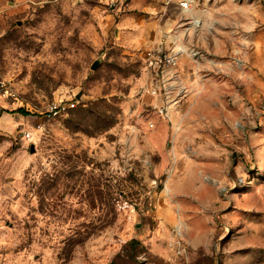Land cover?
I'll list each match as a JSON object with an SVG mask.
<instances>
[{
    "label": "rangeland",
    "instance_id": "1",
    "mask_svg": "<svg viewBox=\"0 0 264 264\" xmlns=\"http://www.w3.org/2000/svg\"><path fill=\"white\" fill-rule=\"evenodd\" d=\"M188 1L0 0V264H264V0Z\"/></svg>",
    "mask_w": 264,
    "mask_h": 264
},
{
    "label": "built area",
    "instance_id": "2",
    "mask_svg": "<svg viewBox=\"0 0 264 264\" xmlns=\"http://www.w3.org/2000/svg\"><path fill=\"white\" fill-rule=\"evenodd\" d=\"M170 2L171 0H166ZM180 7L182 9H189L190 1L188 0H180ZM146 65L147 69L150 71V78L152 83L156 85L153 88L149 89V94L152 96L160 94V88L165 83V77L169 71L175 70L178 67V57L176 54L169 52L164 47H156L153 50H150L146 54ZM74 107V105H72ZM63 111L66 110L65 107L62 108ZM61 112V111H59ZM163 114V111H160ZM26 139H30L31 133L27 132L25 134Z\"/></svg>",
    "mask_w": 264,
    "mask_h": 264
},
{
    "label": "crops",
    "instance_id": "3",
    "mask_svg": "<svg viewBox=\"0 0 264 264\" xmlns=\"http://www.w3.org/2000/svg\"><path fill=\"white\" fill-rule=\"evenodd\" d=\"M163 1L165 2L166 0H163ZM176 1L180 2V0H175V1L171 0L170 2H176ZM174 54H176L177 57L179 55L178 53H174ZM202 60H203V57H199L197 60L192 59L190 61L192 63L194 62V64H200V63H202ZM178 67H179V62H178ZM178 67L175 70H177ZM194 77L195 76L193 75L192 72L189 74H186V73L183 74V73H180V71H179V74L176 73V75L173 77L169 76L167 74V76L165 77V83H167V85H165V88H168V89L161 87L162 88V89L160 88L161 95L163 94L164 96L172 97L173 94H175V95L178 94V96H180L181 94H187L188 91L190 90L191 86H192V85H190V82L195 81ZM166 90H167V92H166ZM163 92H165L166 94ZM162 127L163 126H160L156 130H154L153 132L150 133V136H151L153 141L156 140L161 135L160 131H161V129H163ZM188 181L191 183L190 178L188 179ZM187 182L185 183V186H186Z\"/></svg>",
    "mask_w": 264,
    "mask_h": 264
},
{
    "label": "water",
    "instance_id": "4",
    "mask_svg": "<svg viewBox=\"0 0 264 264\" xmlns=\"http://www.w3.org/2000/svg\"><path fill=\"white\" fill-rule=\"evenodd\" d=\"M98 66H99V63H98V62L95 63V64L92 66V70H96V69L98 68Z\"/></svg>",
    "mask_w": 264,
    "mask_h": 264
}]
</instances>
